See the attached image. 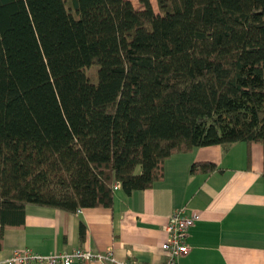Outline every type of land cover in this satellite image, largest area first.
<instances>
[{"label":"trees","instance_id":"trees-1","mask_svg":"<svg viewBox=\"0 0 264 264\" xmlns=\"http://www.w3.org/2000/svg\"><path fill=\"white\" fill-rule=\"evenodd\" d=\"M156 2L0 0V248L28 205L111 208L193 148L264 154V0Z\"/></svg>","mask_w":264,"mask_h":264},{"label":"crops","instance_id":"crops-1","mask_svg":"<svg viewBox=\"0 0 264 264\" xmlns=\"http://www.w3.org/2000/svg\"><path fill=\"white\" fill-rule=\"evenodd\" d=\"M263 156L259 144L193 148L171 155L152 188L115 192L111 208L68 213L28 205L24 225L2 234L0 262L15 252L52 256L89 249L112 251L122 262L166 264L165 226L183 210L197 220L187 231L189 253L177 264H264ZM201 164L215 170L191 173Z\"/></svg>","mask_w":264,"mask_h":264},{"label":"built area","instance_id":"built-area-1","mask_svg":"<svg viewBox=\"0 0 264 264\" xmlns=\"http://www.w3.org/2000/svg\"><path fill=\"white\" fill-rule=\"evenodd\" d=\"M120 190V186L115 184L113 191ZM197 215L185 214L183 210L176 211L168 220L165 226L167 238L161 245V250L168 254L166 264H177L180 257L189 253L186 243L187 231L194 225ZM94 263V264H138L132 262H122L117 260L112 251L104 253L93 252L89 249H74L71 252L55 254L52 256H41L27 252H15L7 260L0 264H72Z\"/></svg>","mask_w":264,"mask_h":264},{"label":"rangeland","instance_id":"rangeland-1","mask_svg":"<svg viewBox=\"0 0 264 264\" xmlns=\"http://www.w3.org/2000/svg\"><path fill=\"white\" fill-rule=\"evenodd\" d=\"M134 7L136 9H138L140 7L139 3H138V0H131ZM151 4H152V7H153V10L157 13L159 10H158V6H157V2L156 0H150ZM97 67L96 66H92L90 68L87 69V76L89 78V81L93 84H96L97 83Z\"/></svg>","mask_w":264,"mask_h":264}]
</instances>
